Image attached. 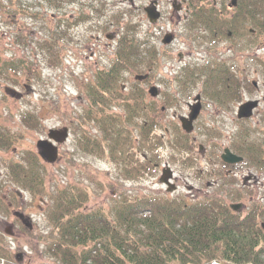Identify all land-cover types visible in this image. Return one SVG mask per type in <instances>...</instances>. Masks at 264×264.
I'll return each instance as SVG.
<instances>
[{
  "label": "rangeland",
  "instance_id": "obj_1",
  "mask_svg": "<svg viewBox=\"0 0 264 264\" xmlns=\"http://www.w3.org/2000/svg\"><path fill=\"white\" fill-rule=\"evenodd\" d=\"M16 1L18 6L24 5L25 8L16 14L14 22L0 16V127L10 133L15 140L14 143L12 140L13 144L7 151L0 152V190L11 188L9 186L11 175L8 171L10 163L7 159L19 160L17 157L26 150L37 152L38 140L47 138L50 129L67 126L70 134L59 147V158L53 163L43 161L46 165L47 192L40 195L41 199H36L35 208L42 212L40 207L45 205L44 202L50 201V205L46 212L31 214L32 219L37 222V228L30 233L24 231L18 233L15 228L18 237L11 239L4 235L6 228L10 229V220L8 223L0 221V237L3 241L1 245L7 251V255L4 254L6 257L0 256V264H16L15 254L19 248H22L23 252V257L19 259L25 264H57L54 258L46 253V247L58 236V231L49 217L55 203V195L61 189L78 188L86 192L87 200L80 209L78 208V212L101 209L109 213L120 204L124 195L130 198L163 196L183 201H190L191 198L204 199L214 195L222 196L226 202H231L229 191L223 196L216 191L217 187L212 186L217 178L214 171L221 166L218 165V160L209 158L211 153L220 155L225 146H231L239 133V124L232 121L234 114L231 111L213 117L214 102L206 98L203 114L195 123L193 135L197 137L198 143L208 147L207 157L201 156L196 144L192 152L195 159L188 164L187 153L173 148L174 143L178 141L177 137L180 132L182 133L179 117L189 113L188 103H192L197 93L202 90L201 81L195 80L185 91L181 92L179 87L180 92H177L175 81L180 77L177 73L185 64L201 63L209 59L204 39L195 38L184 23L185 4L181 11L173 9V2L183 0H158L162 16L155 23L149 21L144 11V7L152 0H63L58 7L52 6L49 0H39L41 4H37V0ZM226 2L229 3L230 0ZM24 11L39 13V17L46 15V19L52 18L54 22L60 23L64 35L58 59L49 60L47 55L34 45L35 38L42 34V28L46 25L41 19L36 21L34 17L24 15ZM126 22L135 24L137 37L146 42L147 46L155 47L158 59L152 69L147 64L138 63L134 67H123L118 75V90L123 87L129 92L139 87L148 91L151 85H155L159 90L158 104L166 103L163 100L166 96L163 92L172 93L174 94L172 100L175 98L160 115L161 123L152 133L153 136L158 134L163 137L161 145L151 147L149 152L144 144L137 142L140 133L133 127L134 122L136 125L137 122H142V118L138 115L131 119L124 117V107L120 105L126 104V94L123 95L125 98L123 102L113 100L109 106L112 108L111 112L102 111L100 123L97 119L93 120L94 123L88 122L84 117L90 107L91 84L97 82V75L104 76L102 68L109 69L112 61L114 62L120 33ZM167 32L174 33L175 39L170 44H163L162 40ZM109 33L113 34L112 38L107 37ZM260 40V46L244 50L243 63L239 65L243 69L242 72L245 71L248 76L246 79L248 81H244L249 84L256 81V86L232 104L234 109H237L243 99L254 98L264 93V36ZM227 44L217 45V52L220 51V58H225L228 63H234L236 62L234 54ZM181 51L183 56L179 59L178 53ZM11 60L18 64L29 63L32 70L23 69L24 75H19L9 68H2L3 61ZM146 73H149L147 81L139 83L135 76ZM263 111L264 105L256 111L257 116L254 119ZM27 113L37 115L40 125L28 126L23 121ZM110 116L116 118V123H123L119 120L120 116L125 121L131 120L132 123L124 121L128 129L122 128L131 139L130 154L138 161V165L148 163L143 159L144 155L148 158L151 156V166H144L145 172L136 178L124 175L125 164L120 163V158L116 160L120 153L115 154L116 157L111 155L109 142L117 141L118 138L113 136L106 140L103 137L104 131L100 124L103 119H109ZM210 129L212 132L219 131V134L214 136L218 144L217 151L214 150L211 139L207 138ZM258 136L264 137V127ZM94 140L105 149L104 152H88L83 149L95 148ZM117 150L119 152V149ZM167 165L174 171V182L177 186L174 192H168L166 186L159 180L162 170ZM230 171L237 176L238 187L246 176H253L249 183L253 190L252 194L241 200L245 203L243 210L245 213L252 201L261 202L264 198V171L246 165L231 167ZM14 189H17V186ZM2 216L0 210V219ZM76 248L79 250V246ZM211 264L232 263L222 260L220 252H215Z\"/></svg>",
  "mask_w": 264,
  "mask_h": 264
},
{
  "label": "trees",
  "instance_id": "obj_2",
  "mask_svg": "<svg viewBox=\"0 0 264 264\" xmlns=\"http://www.w3.org/2000/svg\"><path fill=\"white\" fill-rule=\"evenodd\" d=\"M49 1L52 6L58 7L63 0ZM199 1L190 0L193 4ZM36 3L41 4V1L37 0ZM239 4L244 23L249 19L254 21L251 24L256 30V38L261 41L264 36V0H239ZM18 8L20 10L17 11ZM24 8V5L18 6L16 0L6 2L0 0V16L9 22H14L16 14L22 12ZM214 8L213 5L210 7ZM24 15L34 17L36 21L39 19L44 21L46 28H42L43 32L35 38L34 45L46 54L49 60L58 59L64 35L60 23L54 22L52 18L46 19V15L39 17V13L24 11ZM210 17L215 18L217 14L212 12ZM218 18L220 20L217 27L220 35L221 27L226 23L222 21L221 16ZM135 29L132 22H126L123 26L118 40V50L110 70L113 76L100 77L99 84H91L90 109L84 116L88 122L96 121L100 115V112L94 109L97 100L109 106L112 104L111 94L106 96L104 93L109 91L107 85L110 81L113 84L111 88L113 90L110 91L116 92L115 100L123 96L118 93V75L123 67H134L138 63L147 64L152 69L156 65L158 58L155 47L147 46L146 42L137 37ZM211 33L214 35L215 30L213 29ZM195 67H185L180 71L181 86H188L195 80H200L204 88L224 91L221 95L213 92L219 96L215 97L218 100L230 99L234 97L235 91L240 89L239 79L231 76L223 66L212 69L207 66ZM2 68H9L19 75H24L23 69L32 70L29 63L18 64L13 60L3 61ZM134 103L135 95L128 93L126 104L123 105L132 109L131 105ZM137 108L140 112L141 108ZM129 111L131 119L135 115V109ZM160 111L159 105L151 106L148 103L147 123L139 126L137 130L141 135L139 142L145 145L148 152L151 151V147L163 140L158 134L152 135L160 125L157 119ZM111 116L109 119H103L100 124L105 134L104 138L109 140L112 131L115 133L117 141L109 142L111 155L116 157L115 154L120 153L116 160L120 158V163L125 164L124 175L136 178L145 172V167L151 166V156L146 157L148 163L138 165V161L130 154L131 139L127 136V131H123L119 123L115 122L116 118ZM97 120L100 123L101 118ZM23 121L28 126L40 125L38 116L32 113H27ZM13 138L0 127V149H8ZM177 138L178 141L174 143L173 148L186 151L188 134L180 132ZM94 146L93 149L86 147L83 149L88 152L105 151L95 140ZM251 154L253 162L264 166L262 151L255 150ZM21 159V162L11 164L8 168L12 182L34 193L45 191L43 165L39 158L35 153L26 151L21 155ZM74 189L59 190L50 212L49 219L57 229L58 236L47 246L46 251L59 264H210L215 252H220L221 259L232 264H264V229L260 224L264 221V203H254L245 215H241L233 213L222 196H210L189 204L178 198L148 195L130 198L124 195L120 204L109 213L101 209L78 212V208L80 209L87 200V194L82 189ZM228 191L231 200H236L242 195L241 193L233 195L234 191ZM2 242L0 237V252L7 255V251L1 245ZM78 246L79 250L76 248Z\"/></svg>",
  "mask_w": 264,
  "mask_h": 264
},
{
  "label": "flooded vegetation",
  "instance_id": "obj_3",
  "mask_svg": "<svg viewBox=\"0 0 264 264\" xmlns=\"http://www.w3.org/2000/svg\"><path fill=\"white\" fill-rule=\"evenodd\" d=\"M183 4H185L186 6V9H185L186 13L184 15V18H185L184 23H186L189 29L188 31L192 33L195 38L202 39V40L204 39V42L206 43L205 49L209 53V59H206V61H201V63L195 62L196 64L194 63L185 64L184 67H182L177 74L179 75L180 71L184 69L185 67L207 66L209 69H212V68H219L223 66L225 67L226 70H228V73H230L231 76L237 78V80L239 79L238 81H240V89L235 91L234 97H231L230 99H226V100L224 98L222 100H218L215 97H219V96L213 94V92H215L216 94L221 95L224 92L222 91V89L221 90L219 89L211 90L208 88H204L202 84L201 92L197 93L192 103L191 102L188 103V107H190V105L195 104L199 100V99L197 100L196 97L200 95L199 101L201 102V110L197 118L193 121V129L188 134V138L186 141V151L184 152H186L187 155L189 156L188 164H191L193 162V159H195L192 157V154H193L192 152L193 150H195L196 144H198V148L201 152V156L203 157L208 156V153H209L208 147H204L201 143H198L197 137L193 135L196 129L195 123H197L200 120L203 114V109L205 107L204 103L206 101V98L214 102L213 107H214L215 115L213 117H217L221 113L231 111L234 114L232 121L239 124L240 130L237 136L234 138L232 145L225 146L220 155L215 154V153L214 154L211 153L209 155L210 159L213 158V160H218L219 162L218 165L221 166V168H218L216 171H214L216 173L215 176L217 178L213 182L212 186L218 187L220 191H227V190L237 191V193L242 194L240 197L242 200L243 197L245 198L246 196H250L252 194L253 190L250 187L249 183L253 179V176L251 175L246 176L244 180L242 181L241 186L238 187L237 183L239 180L237 176L235 175V173L230 171L231 167H236L239 165H244V166L246 165V166H251L257 170L264 171V166L253 162L251 158V155H252L251 152H255V150L262 151V155L264 158V137L258 136L260 135V132L263 131V127H264V111L262 112V114L259 115L257 119H254L257 116L256 111H259L260 108L263 107L264 105V93L260 94L259 96H255L254 98L252 97L249 99H243L239 103L237 109H234V106H232V104L235 103L237 100L243 98L247 91H251L252 90L251 88H254L256 86V81H253L252 84H249L248 82L244 81L248 78V76L245 73V71L242 72L243 69H241L239 66L241 62L243 63L242 59L244 57V50H248V49L255 48L256 46H260V43H259L260 41L259 39L256 38V30L251 24L252 22L254 23V21H251V19H249L244 23L243 12L239 7L240 5L239 0H230L229 3H227L226 0H200L197 4L191 3L190 0H183L182 2H176V1L173 2L172 6L174 10L181 11ZM158 5H159V2H158ZM212 5L215 7L214 9H210ZM18 10L20 9L18 8L17 11ZM212 12L216 13L217 17L211 18L210 13ZM161 15H162V12H161ZM220 16L222 18V21H224L226 25L224 27L223 26L221 27L222 29L221 33L220 35H218L217 23L220 20L218 18ZM213 29L215 30L214 35H212L211 33ZM167 33H171L173 35V40L175 39L174 33L172 32H167ZM221 43H224V44L228 43L226 46L229 47L230 51L234 54V58L236 61L234 62L235 64L230 63V62L228 63L225 58H222V57L220 58L221 53L220 51L217 52V45H221ZM214 52H215V55H213ZM216 52L218 56L216 55ZM182 56H183V52L181 51L178 53V58L182 59ZM254 60L256 62V58ZM112 65H113V61L109 69L102 68L104 69L103 78L106 76H108L109 78L113 76V72H110V70L112 69ZM254 71L256 72V70ZM140 76L141 77L136 78L139 83H142V81L143 82L147 81L146 77L142 75ZM100 77L101 76L97 75L98 79L96 83L98 84H99ZM175 82L178 88L177 92H180L179 87L181 88V92H183L185 91V89H187L189 86L193 84L192 83L188 86H183V85L181 86L179 84V79H176ZM112 85H113L112 81H110L107 85V87L109 88V91L113 90L111 89ZM109 91L104 92L105 95L107 96L111 94L110 99L114 100L115 99L114 95H116V92L115 91L109 92ZM126 91L127 90H125V88L122 87L118 91V93H121L123 95L124 94L127 95V93H133L135 95V103L134 105H131L132 109H130L126 105H120V106L124 107L125 119L126 118L129 119V115H130L129 110L135 109L134 116L136 117L138 115L142 118V122H137L136 125L134 122L133 124L134 128L138 129L139 126L147 123L148 103L151 106L154 104L160 105L158 104L159 99H157L159 97L158 96L159 92L156 97H152L145 88L136 87L134 90H131L129 92L128 91L126 92ZM163 95H166L163 99L166 103H170L175 100V98L174 100H172L171 98L172 96H174V94L172 93L169 94L166 91V92H163ZM249 100L258 101L257 107L253 109V114L250 117H242V118L239 117L238 116L239 107L243 103ZM117 101L123 102L124 101L123 96L118 97ZM138 102H140L139 106H138ZM137 107L141 108L140 112L138 111L139 109ZM161 108L163 109L165 108V106H161ZM94 109L96 110V112H100V115L102 111L104 112L112 111L111 110L112 108L109 107L108 104L106 105V103H99V100H97V105L94 106ZM100 115H99V118H101ZM187 115H189V113ZM181 117L182 116L179 117V120ZM159 118L160 116L158 115L157 119ZM119 120L123 122L125 121L124 119H122V116L119 117ZM127 120L125 122L129 123L128 122L129 120L128 121ZM130 123L132 122L130 121ZM124 126L127 127L128 125L125 124ZM210 131L211 132H209V135H207V138L211 139L210 142L213 145L214 150L217 151L218 144L215 140L216 137L214 136L216 134H219V131L212 132V129H210ZM205 133L207 134V132ZM254 135H257V136H254ZM226 148H229L231 152L242 157V160L237 163L225 162L222 159V154L224 153V150ZM14 149H17V148H14ZM1 151H7V149H0V152ZM37 155L39 156L38 153ZM17 158H19V160L18 159L11 160V158L7 160L9 161L11 165V164L21 161V157H17ZM223 177H229L233 179V183L227 184ZM9 186H11V188L5 189L4 191L0 190V210L3 213V216L0 219V221L8 223L9 222L8 220H10V223H11L10 229L6 228L4 235H6L7 237L11 239H16L18 235H16L17 232L14 230L15 228L18 230V233H21L23 231L24 233H27V232L30 233L32 232V230L37 228V222L36 220L32 219L31 214L39 212L35 208L36 207L35 201L37 198L41 199L40 195L42 194L44 195V193H41V192L34 193L27 188H18V186H17V189H14L16 185L12 182V180ZM18 189L21 191H19ZM26 194H29L30 196L27 197ZM24 197L25 198L31 197V198L30 200L29 199L26 200ZM193 199L197 200L198 198H191V200ZM44 204H45L44 206L40 207L41 208L40 211L42 212H39V213H43V211L46 212L47 207L50 205V201H46L44 202ZM242 210L243 209H240L239 213H241Z\"/></svg>",
  "mask_w": 264,
  "mask_h": 264
},
{
  "label": "water",
  "instance_id": "obj_4",
  "mask_svg": "<svg viewBox=\"0 0 264 264\" xmlns=\"http://www.w3.org/2000/svg\"><path fill=\"white\" fill-rule=\"evenodd\" d=\"M157 0L151 2V5L145 7V11L149 18V21L154 23L156 22L161 13L157 9ZM108 38H112L111 34L107 35ZM173 40V35L171 33H167L163 38V43L168 44ZM149 92L155 96L158 92L156 86H151ZM196 99L200 100V95L196 97ZM197 101L195 104L190 105L191 112L188 117L182 116L180 118L182 127L185 131L190 132L193 129V121L197 118L201 110V102ZM257 100H249L243 103L239 107L238 116L239 117H250L253 114V109L257 107ZM48 139H40L37 143L39 148L40 155L47 160L48 162H55L58 159V146L55 143L61 144L64 143L69 137V128L67 126L60 129H50L48 133ZM222 159L228 163H237L242 160V157L231 152L229 148L224 150L222 154ZM173 177V172L171 168L168 166L163 169V174L160 178V181L167 185V190L169 192H173L176 190V185L171 182V178ZM241 207L240 203L231 204V208L234 210H238Z\"/></svg>",
  "mask_w": 264,
  "mask_h": 264
}]
</instances>
